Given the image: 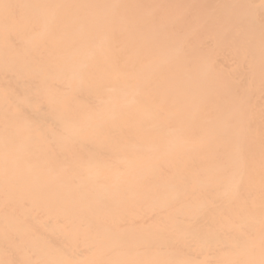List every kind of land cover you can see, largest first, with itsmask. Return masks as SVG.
<instances>
[{
  "label": "bare ground",
  "instance_id": "6f19581e",
  "mask_svg": "<svg viewBox=\"0 0 264 264\" xmlns=\"http://www.w3.org/2000/svg\"><path fill=\"white\" fill-rule=\"evenodd\" d=\"M0 264H264V0H0Z\"/></svg>",
  "mask_w": 264,
  "mask_h": 264
}]
</instances>
